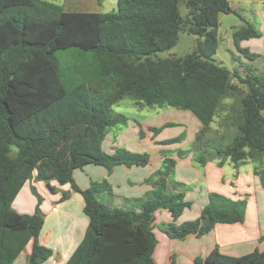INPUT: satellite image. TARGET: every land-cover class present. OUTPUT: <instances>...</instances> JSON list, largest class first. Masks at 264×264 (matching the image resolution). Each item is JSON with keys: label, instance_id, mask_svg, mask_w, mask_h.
Masks as SVG:
<instances>
[{"label": "trees", "instance_id": "16d2710c", "mask_svg": "<svg viewBox=\"0 0 264 264\" xmlns=\"http://www.w3.org/2000/svg\"><path fill=\"white\" fill-rule=\"evenodd\" d=\"M53 1L0 0V264H18L29 242L24 264H42L52 255L38 239L44 222L39 208L28 214L13 207L30 179L69 184L83 196L88 225L66 264H157L154 213L166 209L174 220L189 205L183 192L167 191L176 160L162 151V166L152 176L154 188L138 211L99 201L98 194L111 192L106 180L80 189L74 169L148 164L146 152L118 148L107 153L101 147L108 128L128 122L127 116L112 111L124 98L139 107H172L196 116L201 127L190 149L176 151L179 157L195 151L193 159L199 164L219 157L220 166L226 159L235 167L249 160L262 164L264 72L246 68L241 76L213 59L219 15L233 12L229 0H185V16L180 14V0H117L116 9L109 12L64 10ZM180 32L196 36L192 52L159 57L158 52L177 44ZM259 36L249 22L232 33L235 47L249 60L258 54L238 43ZM69 48L90 52L89 60L70 67L75 76L71 71L63 75L55 55ZM221 112L219 126L237 133L224 149L210 151L211 123ZM254 171L263 181L264 170L256 166ZM68 196L63 191L61 199ZM245 207V200L210 193L200 217L159 228L173 239L202 235L216 223L242 221ZM205 216L210 217L207 226L201 224ZM259 239L264 241V229ZM202 263L264 264V249L233 256L215 247L204 258H195L194 264Z\"/></svg>", "mask_w": 264, "mask_h": 264}, {"label": "crops", "instance_id": "0c3cea01", "mask_svg": "<svg viewBox=\"0 0 264 264\" xmlns=\"http://www.w3.org/2000/svg\"><path fill=\"white\" fill-rule=\"evenodd\" d=\"M180 116H127L126 125L108 128L101 147L107 153L118 148L132 152H146L149 162L145 166L116 165L108 170L102 165L87 164L73 171V178L80 189H86L92 182L106 180L111 192H102L100 198L105 204L138 211L140 201L146 199L154 188V172L162 166V151L170 152L176 160L172 175L167 181L168 192H183L188 201L182 213L172 219L170 212L159 209L154 213L153 231L157 243L153 252L157 264H194L197 257L204 258L215 247L227 255L241 256L255 249L263 250L264 241L259 237L264 229V180L254 171L253 161H246L235 167L229 159L218 165V159H210L198 164L192 154L179 157L177 150L189 149L196 133L201 127L200 121L189 112ZM158 127L154 133L149 128ZM177 132L170 134V131ZM176 131V130H175ZM183 136L178 143L161 144L159 142ZM35 184L44 188L46 183L30 179L21 188L13 201L18 212H34L36 200L30 192ZM41 205L44 222L39 232V242L52 250V255L42 264H66L82 241L88 217L83 211L84 199L81 193L72 190L69 184L51 181ZM69 192L62 200V192ZM218 193L232 200H245L243 220L234 223H216L202 235L190 234L183 239H173L160 230L161 223L185 221L200 217L209 203V194ZM205 264V263H202Z\"/></svg>", "mask_w": 264, "mask_h": 264}, {"label": "rangeland", "instance_id": "374dc122", "mask_svg": "<svg viewBox=\"0 0 264 264\" xmlns=\"http://www.w3.org/2000/svg\"><path fill=\"white\" fill-rule=\"evenodd\" d=\"M53 2L64 10L109 12L116 9L117 0H55ZM229 3L233 12L221 13L219 15V42L217 51L213 55V59L215 62L228 67L232 71L236 70L241 76H244L246 68H253L254 72L262 73L264 72V0H229ZM179 10L182 16L187 14L188 10L185 6V0H180ZM246 22L251 23L258 30L260 36L258 38L243 39L239 41L238 46L258 54V57L254 60H249L243 57L233 43V31L246 25ZM195 39L196 36L192 34L180 32L177 44L168 50L158 52L157 55L159 57L184 56L192 52L195 46ZM55 55L59 60L61 68L64 70V76L68 75L70 71L73 73V76H75V71L73 69L71 70L70 67L73 68L77 64L81 63L83 58H87L88 60L91 58L90 52L82 53V51H79L76 48L59 50L55 53ZM234 81H236V79H234ZM225 102L230 103L231 100L226 99ZM112 111L121 113L125 116H180L182 114L181 112H186L187 110L157 106L139 107L133 102V100L124 98L112 106ZM187 112L192 114L190 111ZM235 113L236 111L234 109L233 115ZM220 116H223V112L219 113L215 117V121L211 123L212 130L208 135V138L211 140L209 147L210 151H214L215 149H224L237 133L235 128H225L222 125L219 126ZM175 130L170 131L169 133L173 134L177 132V129ZM166 153L171 155L168 151ZM189 153L192 154V159L197 154L195 151H191ZM205 155L206 157H209L208 154ZM217 159L219 161L220 157ZM208 160L210 159H207V161ZM252 164L257 166L258 170H264V161L262 164L259 161H253ZM44 187L46 189L38 187L35 184V186L30 189V192L36 200L34 211L38 207L42 212L41 205L47 194V191L45 190L52 193L51 187H47V185H44ZM100 194L97 195L98 200L103 203L107 202L105 199L103 200L100 198ZM164 223H161L160 225L162 226ZM30 250L31 243L29 242L20 253L19 258L17 259L18 264L25 263V255L29 253Z\"/></svg>", "mask_w": 264, "mask_h": 264}, {"label": "water", "instance_id": "95a60500", "mask_svg": "<svg viewBox=\"0 0 264 264\" xmlns=\"http://www.w3.org/2000/svg\"><path fill=\"white\" fill-rule=\"evenodd\" d=\"M47 187H49V185L47 184ZM210 222V217L209 216H205L201 219V224L203 226H207Z\"/></svg>", "mask_w": 264, "mask_h": 264}]
</instances>
